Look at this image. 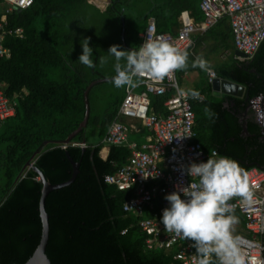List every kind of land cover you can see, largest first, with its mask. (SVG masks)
<instances>
[{"label": "trees", "instance_id": "trees-1", "mask_svg": "<svg viewBox=\"0 0 264 264\" xmlns=\"http://www.w3.org/2000/svg\"><path fill=\"white\" fill-rule=\"evenodd\" d=\"M85 1L33 0L30 7L9 13L0 4V21L24 31L23 37L5 35L2 43L10 55L0 56V88L15 109L13 116L0 121V264H23L39 244L42 181L33 166L52 184L67 181L72 176L67 152L79 163L78 172L72 181L50 190L44 198L49 226L45 253L51 264H179L173 258L176 245L154 250L145 247L146 234L138 220L152 216L153 211L146 208L140 215L124 211L123 203L132 192L104 180L106 174L127 162L130 153L125 146L110 145L106 158L100 155L102 138L123 100L125 87H109L102 97L101 82L91 86L87 124L69 142L66 139L83 120L88 84L104 77L100 59L110 61L105 66L114 68L116 61L107 53L109 47H139L138 34L150 17L158 31L176 34L183 10L195 21L203 19L201 0H110L105 13H98L101 29L97 31L92 29L96 16L81 13ZM223 17L201 34L197 43L215 31L221 32L223 47H233L230 23ZM84 37L90 38L95 68L78 61ZM213 68L217 76L244 85L246 100L227 96L233 98L234 105L225 107L226 96L214 95L205 76L194 89L205 95L202 101L192 103L195 140L206 151L216 149L234 159L245 171L252 166L264 169L260 126L250 110L248 135H244L237 116L252 96L264 91V41L251 57ZM165 97L151 95L158 112L163 111ZM155 205L157 211V202ZM234 214L240 220L241 215Z\"/></svg>", "mask_w": 264, "mask_h": 264}, {"label": "built area", "instance_id": "built-area-1", "mask_svg": "<svg viewBox=\"0 0 264 264\" xmlns=\"http://www.w3.org/2000/svg\"><path fill=\"white\" fill-rule=\"evenodd\" d=\"M107 5L110 0H88ZM4 12L14 9L22 10L30 7L33 0H0ZM200 8L203 19L192 21L184 19L176 34L158 31L154 17H150L146 27L139 35L140 45L145 40L163 37L175 47L192 52L196 47L195 33L206 32L221 17H229L230 27L237 50L246 57H251L260 43L264 41V0H201ZM6 34L23 37L22 27H7L5 20L0 21V56H9V49L2 41ZM208 80L216 77L215 71L206 70ZM144 88L125 87V96L117 113L109 124L102 138L103 146L122 145L129 149V157L125 164L118 167L114 173L104 176L108 184L115 185L119 190H129L132 196L123 203V210L137 215L147 208L153 211L152 216L142 217L138 226L146 234L145 247L148 250L165 249L177 246L173 258L179 264H197L192 241L182 236L167 232L160 224L162 210L168 206L164 199L166 194L180 188L197 183V178L187 175V166L192 163L206 162L213 153L221 156L216 149L206 151L202 144L195 140V113L193 102L202 101L203 95L193 97L189 92L181 96L178 93V81L175 72L172 77L156 81L148 77L140 78ZM178 86V87H177ZM180 89V88H179ZM171 90L175 94L163 99L164 112L152 111L150 94L165 96ZM248 105L253 112L255 121L264 125V92H258L249 99ZM14 106L0 88V121L13 116ZM128 117L140 121L151 131L148 139L142 143L128 140V133L134 129L121 118ZM248 175L249 188L253 192L251 204H244L240 197L228 201L234 211L244 220L241 236L242 247L247 253L246 264H251V258H256L264 264V169L252 166L245 171ZM182 199H186L181 194ZM157 202L158 209L155 203Z\"/></svg>", "mask_w": 264, "mask_h": 264}, {"label": "clouds", "instance_id": "clouds-1", "mask_svg": "<svg viewBox=\"0 0 264 264\" xmlns=\"http://www.w3.org/2000/svg\"><path fill=\"white\" fill-rule=\"evenodd\" d=\"M89 44V37L80 40L82 54L78 61L95 68L93 48ZM119 47L112 45L107 52L116 61V74L111 79L116 88H136L143 77L163 81L165 77L171 78L176 70L188 66V52L163 37L145 40L136 49L118 50ZM105 62L104 58L100 59L101 64ZM192 67L208 70V63L201 57L193 61ZM178 93L186 95L179 88ZM190 94L199 96L195 90ZM187 175L197 178L198 182L165 195L168 206L162 210L160 224L167 232L193 242L197 264H246L249 258L242 247L243 238L234 234L239 218L228 201L240 197L242 203H252L253 192L247 173L234 159L213 153L206 162L190 163ZM181 194L186 199H182ZM251 264L260 262L251 258Z\"/></svg>", "mask_w": 264, "mask_h": 264}, {"label": "crops", "instance_id": "crops-1", "mask_svg": "<svg viewBox=\"0 0 264 264\" xmlns=\"http://www.w3.org/2000/svg\"><path fill=\"white\" fill-rule=\"evenodd\" d=\"M86 4L83 5V9L81 10V13H88L89 17H90V14L92 15L93 12L91 10V8H95L97 9L96 11L98 13H105V8L106 6L110 3H108L107 5L105 6H99L98 4H95V3H92L88 0L85 1ZM200 6V5H199ZM227 19H228V22H229V17L227 15H224ZM86 18V15H84V19ZM88 18V16H87ZM91 18V17H90ZM89 18V19H90ZM224 18V17H221V19ZM184 19H191L192 21H195L193 19V17L190 15L189 11L187 10H183L180 15L178 16V22H179V25L178 27L176 28V32H177V29L179 28V26L181 25L182 21ZM220 19V20H221ZM88 23V22H87ZM230 23V22H229ZM217 24V22L215 23ZM147 25V24H146ZM146 25L144 26V28L146 27ZM221 25V29H224V24L223 23H220ZM144 28L139 32L138 36L142 33V31L144 30ZM224 31V30H223ZM164 32H167V31H164ZM208 32V31H207ZM207 32H204V34H206ZM170 33V32H169ZM201 34L203 33H200V32H197L195 33V38L197 39V41L200 39V36ZM200 36V37H199ZM219 37H221V32H218L216 33L215 31H213V35L211 37H207L204 41L202 42H198L196 41V47L194 48V50L192 52H188L189 56H188V61H187V67L183 70H176L175 71V74H176V79L178 81V85H179V88L180 89H183L184 91L186 92H191V90H194L196 89L199 84L201 83L202 79L205 78V76L207 77V80H208V75H207V72L206 70H202L200 69L199 67H192V63L193 61L197 60L198 58H203L204 60L207 61L208 63V68L212 69L213 71L214 68L213 66L214 65H219L221 63H227V62H231L232 60L236 59V58H246L245 57H240L236 51V47H235V44L233 45L232 42V39H230V44L233 45V47H230L229 48H225L221 45L220 41L222 39H220ZM122 38H123V32H122ZM227 41V39H226ZM216 73V72H215ZM114 76V75H113ZM112 77V76H111ZM216 77H220V76H217ZM215 77V78H216ZM220 78H224V77H220ZM227 79V78H225ZM229 80V79H228ZM232 81V80H230ZM208 82L210 83L211 85V89H212V92L214 95H216L217 97L219 98H222L223 96H226L225 99H223V105L227 108H229L230 106H233L234 105V100L233 98L236 97V98H244V100H246V97H245V94H243L242 97H237V96H233V95H229V94H225V93H222L220 91H216L213 87H212V82H210L208 80ZM234 82V81H233ZM239 84V83H238ZM242 85V84H241ZM185 86H188L185 87ZM143 86L142 85H139L138 87L135 88V91H142L143 90ZM140 90V91H139ZM244 91H245V87H244ZM260 92H264V91H260ZM126 93V92H125ZM175 94V90H171L169 91L168 93H166V97L168 96H171ZM203 95V98H204V93H201ZM151 95H154V94H150V100H151ZM125 96V95H124ZM227 96H231L233 98H229ZM124 98V97H123ZM164 99V98H163ZM122 102V101H121ZM121 104V103H120ZM248 105V104H247ZM246 105V106H247ZM245 106V107H246ZM245 107L242 111L240 112H237V116H238V119H239V122L241 123V127H242V122L244 121L243 117L245 116L246 119V125H247V119L251 116V113H250V110H248V112L246 113V115L243 116V112L245 110ZM151 108H152V111L154 112H157V113H163L164 112V106H163V100H162V112H158L157 110L154 109V106L152 104V101H151ZM252 111V110H251ZM253 113V112H252ZM255 119V117H254ZM121 120L126 123L127 125H133L134 126V129H132L129 133H128V140L130 141H136L137 143H142L144 141H146L148 139V137L152 134L151 131L145 127L140 121L138 120H135V119H130L128 117H122ZM256 122V121H255ZM257 123V122H256ZM247 127V126H246ZM261 129V128H260ZM242 133L244 135H248V132L244 133L243 132V129H242ZM201 143V142H200ZM102 149H105V153H104V156L103 158H106V156L108 155V151H109V146H103L101 148ZM100 150V152H101ZM222 156V155H221ZM239 216V214H238ZM240 217V216H239ZM243 226H244V220L243 218L240 217V220L239 222L234 225V229L235 231L239 229L240 232H243ZM234 231V232H235ZM239 232V233H240ZM238 234V233H237ZM236 235V234H235Z\"/></svg>", "mask_w": 264, "mask_h": 264}, {"label": "water", "instance_id": "water-1", "mask_svg": "<svg viewBox=\"0 0 264 264\" xmlns=\"http://www.w3.org/2000/svg\"><path fill=\"white\" fill-rule=\"evenodd\" d=\"M96 2H97V4L100 7L104 6V2H102V1H96ZM236 53L240 57H245V54L242 51H240V50H237ZM114 76H112V77H114ZM112 77H101V78H98L96 80L91 81L88 84V86H87V88H86V90L84 92L85 111H84L83 120L80 122L78 127L75 130H73L72 133H70V135L66 139V142H69L70 139L75 134H77L82 128H84L86 126V124H87V120H88V117H89L88 92H89L91 86H93L96 83L102 82V81L110 80V79H112ZM212 87L216 91H220L222 93L233 95V96H237V97H242L243 94H244V85L238 84L236 82L230 81V80L225 79V78H220V77L214 78V80L212 82ZM249 109H250V107H249V105H247L245 107L244 112H243V116L246 115V113L248 112ZM243 119H244V121L242 122V129H243V132L246 133L247 132L246 121H245L246 117L244 116ZM257 124L261 128V137L264 139V125L260 124L258 122H257ZM83 147H84V145H83ZM66 155H67V157H68V159H69V161H70V163L72 165V176L67 181H64V182H61V183L52 184V183H50L49 181L46 180V178L44 177L42 172L36 166H33V169L37 173H39L40 180L42 181V195H41V199H40V215H41V219H42V234H41L40 242L37 245L36 249L34 250L32 255L23 264H51L48 256L45 253L46 243H47V239H48L49 226H48V215H47V213H46V211L44 209V198H45L46 194L50 190L68 184L70 181H72L74 176L77 174L79 163L75 162L70 157L68 152L66 153ZM27 165L28 166H32V163L27 162Z\"/></svg>", "mask_w": 264, "mask_h": 264}, {"label": "rangeland", "instance_id": "rangeland-1", "mask_svg": "<svg viewBox=\"0 0 264 264\" xmlns=\"http://www.w3.org/2000/svg\"><path fill=\"white\" fill-rule=\"evenodd\" d=\"M91 10L93 11V12H95V13H93L92 15H95L96 16V25L92 28L93 29V31H97V29L98 30H100L101 28H100V23L98 24V19H99V14H98V12L96 11L97 9H95V8H91ZM91 14H90V17L92 16ZM115 26H116V24L114 23L113 25H112V28H113V30L115 29ZM106 62L105 63H103L102 65V67L100 68V72L104 75V77H111V76H113V75H115L114 74V72H115V70H114V68H112V67H107V66H105V65H107V64H109L110 63V61H108V60H105ZM114 87L115 89H117L112 83H111V79L110 80H106V81H102L100 84H98V88H99V91L101 92V95H102V97H105V95L107 94V91H108V88L109 87ZM185 87H187L188 88V86H185ZM104 149H102L101 150V152H100V155L103 157L104 156V154H102V151H103ZM105 153V152H104Z\"/></svg>", "mask_w": 264, "mask_h": 264}, {"label": "bare ground", "instance_id": "bare-ground-1", "mask_svg": "<svg viewBox=\"0 0 264 264\" xmlns=\"http://www.w3.org/2000/svg\"><path fill=\"white\" fill-rule=\"evenodd\" d=\"M104 152H106L105 149L102 151V154H104Z\"/></svg>", "mask_w": 264, "mask_h": 264}]
</instances>
